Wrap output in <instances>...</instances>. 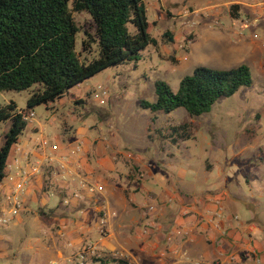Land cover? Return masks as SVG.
Masks as SVG:
<instances>
[{"label":"rangeland","instance_id":"obj_1","mask_svg":"<svg viewBox=\"0 0 264 264\" xmlns=\"http://www.w3.org/2000/svg\"><path fill=\"white\" fill-rule=\"evenodd\" d=\"M237 1L257 3L263 10L257 13L240 6V17L232 18L229 9ZM146 6L156 43L142 51L140 60L106 68L71 89L82 102L65 95L54 109L38 105L27 118L28 125L17 146L32 150L44 138L51 145L64 135L66 123L81 121L98 123L100 130L91 129L92 136L113 140L126 154H139L138 150L146 145L151 150L162 146L166 151L163 153L161 149L158 154L163 158L171 149L168 156L178 154V162L170 169L168 163L158 161V166L143 179V187L135 192L139 208L160 206L162 193L173 192L175 186L181 185L180 178L184 179L182 185L195 193L221 187L216 193L223 197L224 204L226 201L236 204L240 222L256 225L254 238L264 241V68H260L259 60L264 55V0H146ZM75 20L80 27L76 50L86 62L98 54L96 44L90 52L83 50L85 29L93 19L89 12L82 11L75 13ZM241 64L250 67L253 85L220 98L209 112L195 116L184 107L165 113L141 106V100L157 99L158 79L177 90L183 77L198 65L231 68ZM34 88L3 91L0 105L13 100L17 111H22ZM10 123V120L0 122V145ZM180 124L187 125L190 138L170 140V146H166L162 134L168 135L171 126ZM32 125L38 126L39 131H32ZM128 165L119 163L123 170L130 169ZM19 176L22 178L17 172L7 171L2 183L11 187ZM135 176L142 177V171H136ZM136 186L134 182L131 188ZM8 194L2 198L3 204L8 203ZM59 201L58 195H50L47 204L54 207ZM40 207L38 204L17 218L14 216L10 223L0 224V264H94L97 257L77 259V248L65 244L57 223L50 226L51 217L38 215L37 223L33 224ZM92 229L85 235L80 230L77 233L100 248L98 242L103 237L109 238L117 247L108 251L127 258L118 233L113 234L107 224ZM133 244V250L138 248L137 243Z\"/></svg>","mask_w":264,"mask_h":264},{"label":"crops","instance_id":"obj_2","mask_svg":"<svg viewBox=\"0 0 264 264\" xmlns=\"http://www.w3.org/2000/svg\"><path fill=\"white\" fill-rule=\"evenodd\" d=\"M237 2L248 11L259 13L263 10L257 3ZM262 57V60L259 59L261 69L264 68V55ZM74 96L69 97L83 101ZM61 101L58 99L48 107L54 109ZM73 119L77 117L73 116ZM93 128L100 130L95 122L66 123L64 135L58 136L61 139L51 145L44 138L42 144L32 150L21 149L17 146L19 142L12 147L6 173L14 171L20 175V169L29 172L25 190L21 193L22 210L15 215L16 218L40 204V213L34 216L33 224L37 223L38 215L51 217L50 226L57 223V231L63 235L65 244L71 246L69 243L72 242L77 248L89 241L77 230L84 235L90 233L92 227L94 229L101 224L104 215L112 233L122 237L120 243L127 255L123 258L132 264H264V241L254 238L257 226L251 222H240L236 204L228 201L224 204L223 197L216 193L221 187L195 193L187 190L182 185L184 179L179 177L181 185L175 186L173 192L164 191L160 206H155L154 210L139 208L135 192L143 187V179L158 166L159 160L168 163L171 169L178 162V154L168 156V152L172 153L170 149L160 158L158 151L162 149L164 153L166 150L162 146H154L151 150L147 145L138 150L139 154H126L113 140L92 136L90 130ZM32 131H39L38 126L32 125ZM169 135L162 134L167 141L166 146H170L172 141ZM149 138L152 139V134ZM121 161L129 164L127 167L130 169L120 168ZM35 166L42 169L35 171ZM136 171H142V177L135 176ZM82 179L102 184L104 191H90L82 186ZM18 181L15 179L11 187L4 183L0 185V215L8 214V203L3 204L2 198L7 193L8 196L11 194ZM134 182L137 186L133 189L131 185ZM50 195L60 197L54 207L47 204ZM217 199L221 200L223 207L222 217L216 213ZM112 211H116V215ZM235 216L238 218L235 219ZM98 243L102 247L100 249L109 253L112 251L108 249L117 247V243L106 237ZM133 243L138 244L135 250L131 247Z\"/></svg>","mask_w":264,"mask_h":264},{"label":"trees","instance_id":"obj_3","mask_svg":"<svg viewBox=\"0 0 264 264\" xmlns=\"http://www.w3.org/2000/svg\"><path fill=\"white\" fill-rule=\"evenodd\" d=\"M239 9L233 3L230 15L239 18ZM82 11L93 19L85 29L83 50L90 52L94 44L98 49L97 56L86 62L76 50L80 27L75 13ZM150 27L146 0H0V93L35 86L22 111H17L13 100L0 105V122L11 121L0 145V185L12 147L19 142L34 109L41 104L48 107L65 95L73 97L71 89L106 68L140 60L142 51L156 43ZM166 35L173 38L169 32ZM253 82L246 64L231 68L198 65L183 77L177 90L156 80L157 99L141 100V106L165 113L184 107L198 116L211 111L220 98ZM170 128L172 142L190 138L186 124ZM110 263L132 264L111 253L95 258L94 264Z\"/></svg>","mask_w":264,"mask_h":264},{"label":"built area","instance_id":"obj_4","mask_svg":"<svg viewBox=\"0 0 264 264\" xmlns=\"http://www.w3.org/2000/svg\"><path fill=\"white\" fill-rule=\"evenodd\" d=\"M247 25V24H245ZM101 103H104L105 100L103 98L100 99ZM32 115V114H30ZM31 117V116H30ZM51 160V159H50ZM35 171H39L42 169V167H37L35 166L33 168ZM29 172L26 169H20V175L22 178H19V181L15 184L14 190L11 192V194L8 196L9 201H8V206H9V211L8 214L3 213L0 215V224L1 225H6L10 223L11 219L15 216L18 215L19 212L22 210V200H21V193L24 192L25 190V179H27ZM82 186L87 187L90 191L93 192H103L104 191V186L102 184L98 183H88L85 180L82 179L81 181ZM216 205L218 207L217 210V215L222 217L223 214V207L221 206V200L217 199L215 200ZM156 207L155 205H149V209L154 210ZM113 215H116V211H112ZM238 217L235 216V219ZM108 220L104 216L101 219V225L107 224ZM103 230V228H102ZM69 245L73 246L74 244L72 242L69 243ZM106 253H109L105 250H102L98 247L97 244L87 241L85 243L80 244L77 247V259L79 260H85L89 257H102ZM111 254L118 256L117 254L111 252Z\"/></svg>","mask_w":264,"mask_h":264}]
</instances>
